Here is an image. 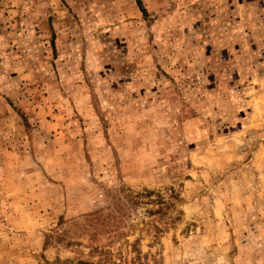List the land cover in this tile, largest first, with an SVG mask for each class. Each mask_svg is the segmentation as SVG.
I'll return each mask as SVG.
<instances>
[{
	"label": "rangeland",
	"instance_id": "obj_1",
	"mask_svg": "<svg viewBox=\"0 0 264 264\" xmlns=\"http://www.w3.org/2000/svg\"><path fill=\"white\" fill-rule=\"evenodd\" d=\"M0 264H264V0H0Z\"/></svg>",
	"mask_w": 264,
	"mask_h": 264
}]
</instances>
